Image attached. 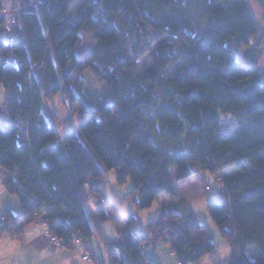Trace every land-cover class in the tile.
<instances>
[{"label": "trees", "instance_id": "trees-1", "mask_svg": "<svg viewBox=\"0 0 264 264\" xmlns=\"http://www.w3.org/2000/svg\"><path fill=\"white\" fill-rule=\"evenodd\" d=\"M18 1L21 36L0 39V166L21 208L0 217V238L44 218L64 247L74 246L73 231L94 237L109 264H159L145 253L159 243L177 263L205 255L216 263L213 235L192 210L162 208L144 229L129 228L130 215L113 237L94 221L111 217L96 206L103 170L129 179L132 203L145 209L197 174L196 164L222 186L224 200L206 207L231 247L228 264H264V75L258 44L245 65L235 52L260 32L249 0H86L76 21V0ZM83 27L96 42L79 56ZM145 55L150 67L140 74ZM87 69L104 83L97 94L85 92ZM61 89L80 120L59 136L48 103ZM220 115L237 125L222 129Z\"/></svg>", "mask_w": 264, "mask_h": 264}, {"label": "rangeland", "instance_id": "rangeland-1", "mask_svg": "<svg viewBox=\"0 0 264 264\" xmlns=\"http://www.w3.org/2000/svg\"><path fill=\"white\" fill-rule=\"evenodd\" d=\"M15 0H11V2H14ZM250 7L253 15L255 16L257 22L259 23L260 32L259 35L256 38H253L248 45L241 46L235 51L237 53V60L244 64L245 61V54L249 47L255 46L258 44L259 51L257 54L256 64L259 66L261 73L264 75V1L261 0H249ZM16 3V2H15ZM89 4V2H88ZM87 5L86 0H76L74 9L71 13L73 17V13L78 7H82ZM17 7V5H16ZM72 21H76V19L71 18ZM12 33V29L7 27V25H3L2 28H0V39H5L6 34ZM80 35L83 38V41L81 43V46L78 50V55L81 56L86 50H88L90 47L94 45L96 40L94 39L92 32L87 28H81ZM150 57L148 55L143 56L141 59V65L140 69L138 70V73L143 74L145 71L148 70L150 67ZM82 77L85 80L86 86H85V92L88 95H94L99 93L102 89H104V83L103 81L90 69L85 70L82 73ZM3 99H5L6 92L1 87ZM66 100V101H64ZM49 107H54L56 116L59 118V123L57 125V131L59 136H62L64 133L69 131L70 129L78 130V123L80 120L79 114L73 110V107L71 106V103L68 101V97H66L64 89H61L57 94L53 96V98L48 103ZM48 111V108L45 109ZM48 113V112H47ZM2 119H6V115L3 116ZM3 121V120H2ZM224 124L227 127H232L235 122L231 118H224L223 119ZM82 138V137H81ZM86 147L90 150L86 142L83 140ZM92 153V151L90 150ZM93 154V153H92ZM193 168L196 170L197 174L194 175L190 179V181L194 182V187L191 185L192 192L189 188L185 189L181 187V185L178 186L179 189V196L180 200L175 206H171L169 209H179L178 211H184L185 205L188 207L190 206L195 213L198 220H200L202 223L207 224L209 227L214 241L216 243V253L218 260L216 263H213V260L209 257V255H205L202 258H200L196 263L194 264H228L229 256L231 247L225 241L219 234L218 228L211 218L206 204L210 201H223L224 196L221 194L220 190L221 187L219 186V182L213 175H210L204 171H201L199 167L196 164H192ZM4 176L2 174V170L0 169V176ZM201 177H205L204 180L201 179ZM198 178L197 181L194 179ZM2 182V181H0ZM182 184V183H180ZM205 184H209L211 189L206 190ZM97 186L100 189V193H98L99 196H103L104 199L100 200L98 199L96 206H105L107 210H109L112 214V216L103 221L99 222L97 220H94L96 225L100 227L103 231L106 232V234L110 237L115 236L117 229H123L124 224L128 222V218L130 215H134L136 220L130 223L129 228L131 229H144L145 225L148 221H150L152 218H154L157 213L160 211V205L157 201H154L152 205L145 209H138L135 207V205L131 201V195L128 194L131 189V182L129 179H127L126 182H119L117 180V174L114 169L111 170H103L102 176L97 181ZM14 199H18L16 196H14ZM92 200H94V197H92ZM181 207H183L181 209ZM189 208V207H188ZM3 217V216H1ZM31 224H34L35 226H42L45 229V239L47 242L53 247V248H62L64 246H58L52 239L50 238L49 232L47 231L46 225L40 224L36 221L31 222ZM33 225V226H34ZM48 232V235H47ZM6 236H3L5 239H9L7 236L14 237L12 235H8L9 233H6ZM16 240V239H12ZM91 242H95L94 237L91 239ZM12 246H16L15 244H11ZM50 248V247H49ZM55 250V249H54ZM53 249H48L47 247L43 248L41 251V254L35 256L38 252H29V256H34V262L33 264H93L91 261L84 260L82 255L83 253L77 252L74 253L73 250L68 248H62V249H56L59 250L58 253H55ZM157 250V251H156ZM151 249L150 247L145 250V253L148 254L149 251L151 252V255L149 256L151 260L155 261L162 255L165 256V258L162 260V264H177V260L174 258V256L171 254V250L168 247V245L159 243L157 246V249ZM246 254L248 257L253 258L258 254L256 247H249L246 250ZM160 263V262H159Z\"/></svg>", "mask_w": 264, "mask_h": 264}, {"label": "crops", "instance_id": "crops-1", "mask_svg": "<svg viewBox=\"0 0 264 264\" xmlns=\"http://www.w3.org/2000/svg\"><path fill=\"white\" fill-rule=\"evenodd\" d=\"M3 24H0V28H2ZM3 85L0 84V119L3 118L4 115H6V107H5V99H3L2 90ZM4 89V88H3ZM5 90V89H4ZM6 92V91H5ZM6 98V96H5ZM4 120V119H2ZM0 120V121H2ZM194 177V176H193ZM192 178V177H191ZM186 179L180 182H176L174 184V194L170 195L167 193H162L155 201H157L160 205V209L167 208L169 209L171 206H175L180 200L179 196V189L178 186L181 185V187L187 189L189 188L190 193L192 192V189L190 188L191 185L194 187V182L190 181V179ZM193 179V178H192ZM197 181V178L194 179ZM182 183V184H180ZM189 207V208H188ZM184 207V211H190L192 208L190 206ZM20 203L18 199H14V195L9 194L6 189L4 188L3 184L0 182V217L4 214L5 211L9 210L13 213H18L20 211ZM183 207H181L182 209ZM174 210H179L175 207ZM193 211V210H192ZM111 214V212L109 211ZM112 216V214H111ZM34 224L29 223L23 228L22 234L18 237H10L7 236L9 239H5L4 237L0 238V264H33L35 257L29 256V252H38L35 254L37 256L38 254H41V251L43 248L47 247L48 249H55L54 252L58 253L59 250L56 249H64L62 248H53L45 239L44 233L45 229L42 226H33ZM126 224H124L125 227ZM16 239V240H12ZM11 244H15L16 246H12ZM50 247V248H49ZM68 249H71L76 253V249L74 246L66 247ZM153 249V248H151ZM155 249V248H154ZM156 250V249H155ZM157 251V250H156ZM216 251V250H215ZM172 254V253H171ZM147 256L151 255V252L149 251ZM173 255V254H172ZM174 256V255H173ZM257 256V255H256ZM253 257L252 259L256 258ZM165 258L164 255L159 257L156 261L159 264H162V260ZM175 258V256H174ZM155 262V261H154Z\"/></svg>", "mask_w": 264, "mask_h": 264}, {"label": "built area", "instance_id": "built-area-1", "mask_svg": "<svg viewBox=\"0 0 264 264\" xmlns=\"http://www.w3.org/2000/svg\"><path fill=\"white\" fill-rule=\"evenodd\" d=\"M23 8H24V5L18 0H15L14 2H11V0H1L0 1V17H2L4 20L3 25L6 24L8 28L10 27L12 29V33L6 34L5 36V39L8 42H15L21 36V28H20V23L18 19V13ZM226 117L234 120L235 124L232 127H227L224 124L223 119ZM218 122L222 129L223 128H233L234 126L237 125L238 120L231 115H220ZM19 124H21V122H19ZM0 169L2 170V174H8V172L5 169H3L1 166H0ZM2 180H4V176L1 175L0 181ZM46 221H47L46 219L40 218L38 224L46 225ZM47 235H48V232H47ZM49 235L52 241H54L58 246L63 245V242L59 238H57L56 235L51 234V233H49ZM70 235L72 237V242H73V245L76 251L83 253L82 257L84 260L91 261L93 264H109L108 260L106 259L103 253L102 248H99L98 251H95L91 244L90 238L85 236L81 231L79 230L73 231ZM152 264L154 263L152 262ZM177 264H181V263L178 262ZM186 264H192V263H186Z\"/></svg>", "mask_w": 264, "mask_h": 264}]
</instances>
